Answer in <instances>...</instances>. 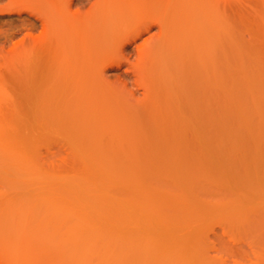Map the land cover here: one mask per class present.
<instances>
[{
	"label": "rangeland",
	"instance_id": "rangeland-1",
	"mask_svg": "<svg viewBox=\"0 0 264 264\" xmlns=\"http://www.w3.org/2000/svg\"><path fill=\"white\" fill-rule=\"evenodd\" d=\"M8 260L264 264V0H0Z\"/></svg>",
	"mask_w": 264,
	"mask_h": 264
},
{
	"label": "bare ground",
	"instance_id": "bare-ground-1",
	"mask_svg": "<svg viewBox=\"0 0 264 264\" xmlns=\"http://www.w3.org/2000/svg\"><path fill=\"white\" fill-rule=\"evenodd\" d=\"M147 30H149V28H148ZM140 35H141V32H140V34H138L134 39H136V38L139 37ZM40 56H42V54H40ZM50 58H51V55H50L49 48H46V49H45V52H44V60L46 61V63H47V62L49 63ZM39 82H40V81L36 82V83H38V84L35 85V88H38ZM41 85H43V84H41ZM201 262H203V261H201ZM201 262H200V263H201ZM6 264H17V262L14 261V260H8V261L6 262ZM27 264H36V261L33 262L32 260H30L29 262H27Z\"/></svg>",
	"mask_w": 264,
	"mask_h": 264
}]
</instances>
